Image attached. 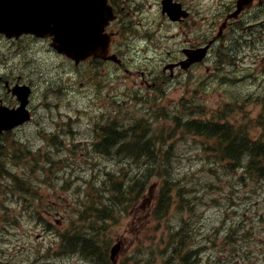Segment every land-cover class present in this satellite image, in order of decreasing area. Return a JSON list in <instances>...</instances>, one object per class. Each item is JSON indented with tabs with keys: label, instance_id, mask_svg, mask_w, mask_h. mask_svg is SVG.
<instances>
[{
	"label": "rangeland",
	"instance_id": "374dc122",
	"mask_svg": "<svg viewBox=\"0 0 264 264\" xmlns=\"http://www.w3.org/2000/svg\"><path fill=\"white\" fill-rule=\"evenodd\" d=\"M160 1L125 0L128 12L112 27L122 32L116 44L124 65L118 69L97 63L74 68L46 42L29 38L15 44L0 42V66L23 71L34 85L33 119L15 136L23 150L11 148L19 156L5 159L0 141V264H95L59 249L66 231L69 241L75 234L102 239L101 252L119 243L115 264H181L179 257L194 251L189 258L194 264H264V178L258 177L260 172L246 174L245 165L231 173L227 163L222 165L209 154L217 149L216 141L180 130L172 112L180 102L191 105L195 99L207 108L198 107L196 118L217 119L227 99L238 98L242 111L229 121L246 122L250 132L257 128L252 135L264 139V127L258 126V121L264 124V97L259 96L264 85L259 68L264 17L243 18L237 63L225 71L234 81L224 86L210 66L201 87L191 81L204 69L189 74L188 83L180 79L155 95L139 85L140 71L154 79L157 55L182 44L181 28L185 32L195 28L189 38L210 33L216 12L232 0H177L192 15L183 26L160 14ZM213 76L219 79L211 85ZM156 81L160 84L159 78ZM202 87L208 90L202 92ZM108 124L127 129V134L136 127L134 133L141 140L150 137L155 145L152 157L141 164L112 151L98 152L99 128ZM145 160L147 167L157 164L160 170L151 169L140 194L135 191L130 200H116L111 180L121 183L122 174L138 180ZM9 171L17 180L13 194L5 188L13 184L5 180ZM164 180L171 189L170 209L155 219ZM127 185L125 181L124 190ZM97 201L112 213L110 219L98 216ZM179 224L189 240L173 258V249L161 240L165 242Z\"/></svg>",
	"mask_w": 264,
	"mask_h": 264
},
{
	"label": "water",
	"instance_id": "95a60500",
	"mask_svg": "<svg viewBox=\"0 0 264 264\" xmlns=\"http://www.w3.org/2000/svg\"><path fill=\"white\" fill-rule=\"evenodd\" d=\"M171 1L162 2L163 13L171 20H178L180 5ZM238 12L239 9L234 15ZM111 19L106 0H0V33L7 38H18L22 34L50 36L51 47L76 64L90 57L105 58L109 36L103 31ZM202 57L203 52L196 58ZM29 93L27 87L13 90L21 105L12 111L0 108V131L29 120L25 109Z\"/></svg>",
	"mask_w": 264,
	"mask_h": 264
},
{
	"label": "trees",
	"instance_id": "16d2710c",
	"mask_svg": "<svg viewBox=\"0 0 264 264\" xmlns=\"http://www.w3.org/2000/svg\"><path fill=\"white\" fill-rule=\"evenodd\" d=\"M236 42H240L238 40H234L232 42V45H235ZM230 52H224L225 58L219 59V64H226L234 68V58L232 56V49L230 48ZM221 65V64H220ZM262 72H264V57L263 62L261 65ZM220 70V68H219ZM224 78V75L222 76V79ZM230 80L231 79H223ZM262 87V92L260 93V97L264 96V85ZM184 103V102H182ZM183 106V104H181ZM187 109H184L185 117L186 119L182 122V127H184V130L188 133H191L192 135L204 137L208 140L217 138L219 140L220 144H226L221 149L222 157L228 158L230 160H234L239 162V160L245 155L244 157L248 158V168L252 171H261L262 169L259 168V164H261V161L264 160V142L261 143L259 140H251L249 137H247L246 133L239 131L234 132L232 130V126L229 124H220V123H214L210 119L209 120H195L192 119V116H194V110H196V107H190L187 106ZM181 117H178L175 119V123L177 124ZM115 128L113 125H109L107 127H103L101 129L102 136L100 140V146L102 147V150L100 152L103 153H109V149H111V146L114 144V140L119 138L120 140L122 138H125L124 133H116L114 132ZM122 137V138H121ZM132 142H124L125 139H123V143L121 144L120 148L117 149L116 153L121 154V158L128 162L130 161H139L143 162V158L152 157V151L155 149L154 145L152 146L151 151L149 150V146L147 145L146 141L142 143L137 136L135 137ZM159 152V151H158ZM160 153V152H159ZM161 154V153H160ZM169 154V151L165 152V156H163V160L167 157ZM153 164V163H152ZM151 169H155V172H158L160 168H157V164H153L152 168L147 167V161L145 160V166L140 170L138 176H141L137 180L132 179L128 182L127 190H124L125 188V175L122 174V181L121 183L116 184V182L111 180L113 182V185L116 186L115 190L116 193L119 195H116L117 200H130L129 198L133 195L134 191H137L138 193L141 190L142 184L147 180V177H149V172ZM164 170V168H161ZM264 171V168H263ZM262 171V172H263ZM113 177H117V172L113 173ZM172 177V176H171ZM165 187L162 188V191L159 195L158 203L154 209V216L155 219H162L165 214L169 210V198L171 194V189L167 186L166 180H164ZM138 190H135V189ZM99 214H105L106 218L109 217L108 212H106V207L102 206L101 209H96ZM171 237L169 238L170 243H186L188 239V235L186 233V230L183 228H179L176 232H172ZM78 240L81 243H88L89 240L85 238H78ZM182 262L185 263L186 259H182Z\"/></svg>",
	"mask_w": 264,
	"mask_h": 264
},
{
	"label": "flooded vegetation",
	"instance_id": "af4514ba",
	"mask_svg": "<svg viewBox=\"0 0 264 264\" xmlns=\"http://www.w3.org/2000/svg\"><path fill=\"white\" fill-rule=\"evenodd\" d=\"M233 9H234V6H233ZM260 13H264V0H253V5L250 8V10H246L245 12H243L240 17L241 18H247V16H249L250 14L259 15ZM189 19H190V16H188L187 18L182 20L180 23L181 24H187V21ZM238 21H240V18H239ZM233 26H234V24H231L229 22L226 25L225 30L226 29H232ZM182 44L184 45V47H182V49H180L178 51V54L175 55V56H170L169 55V58H168V61H167V66L168 67H171V66L175 65L173 67V70H175V69L178 70V75H181L184 72L182 70H179V68H176V64L180 63L181 61H183L185 59L184 55L182 54V50H184V49L194 50V49L200 48L201 46H204L206 43L202 42L201 37L198 38L197 36H195V37H192L191 39L184 40V42ZM214 46H212L210 48L209 52L212 50V48ZM221 47H222V44H221ZM199 66H201V64H194V65L190 66L187 69L186 72H192V71L196 70V68L199 67ZM170 74H171V71H170ZM140 77L143 80V82H142V84H143L145 82V78H144V73L143 72H140ZM170 77H172V76L170 75ZM3 82H4V85H3V87L0 88V104H3V105H5V106H7L9 108H14V107L17 106V104H16L15 99L9 94L8 91H9L10 87L8 88L6 84H8L9 86H12V85H15V84H19V83L23 84V82H21V76L16 75L15 71L10 69L7 72V74H5ZM2 91H4V92H2ZM16 130H18V129H15L14 131H16Z\"/></svg>",
	"mask_w": 264,
	"mask_h": 264
},
{
	"label": "bare ground",
	"instance_id": "6f19581e",
	"mask_svg": "<svg viewBox=\"0 0 264 264\" xmlns=\"http://www.w3.org/2000/svg\"><path fill=\"white\" fill-rule=\"evenodd\" d=\"M264 102V101H263ZM163 118H165L164 116H163ZM240 233V232H239ZM235 236V235H234Z\"/></svg>",
	"mask_w": 264,
	"mask_h": 264
}]
</instances>
